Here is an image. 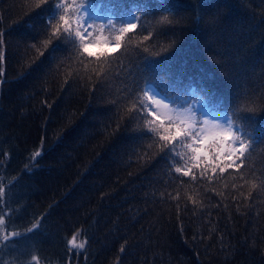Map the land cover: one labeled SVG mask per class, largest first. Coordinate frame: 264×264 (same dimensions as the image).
<instances>
[{
  "label": "trees",
  "instance_id": "obj_1",
  "mask_svg": "<svg viewBox=\"0 0 264 264\" xmlns=\"http://www.w3.org/2000/svg\"><path fill=\"white\" fill-rule=\"evenodd\" d=\"M92 2L104 15L114 0ZM140 2L117 49L100 19L73 46L45 27L49 0H0V214L21 234L0 241V264H264V0H123L111 15ZM67 16L60 29H77ZM147 76L211 114L255 108L243 165L238 150L223 173L205 154L170 166L162 120L149 113L146 134L134 108Z\"/></svg>",
  "mask_w": 264,
  "mask_h": 264
},
{
  "label": "snow or ice",
  "instance_id": "obj_2",
  "mask_svg": "<svg viewBox=\"0 0 264 264\" xmlns=\"http://www.w3.org/2000/svg\"><path fill=\"white\" fill-rule=\"evenodd\" d=\"M51 11L46 17L45 27H51L56 32L61 33L57 38L61 43H69L73 46H77L78 40L83 41L88 35L91 34L89 31L92 26V22L100 19L102 20L101 30L108 29L110 31H117L119 35L116 37L115 47L119 49L121 44L119 43L120 38L128 33L130 30H134L137 27V21H140L144 15V10L149 7L148 4L140 2L130 5L131 15L127 14V11H122L121 16L118 18L114 15H111L112 10L120 6L123 9V0H114L113 3L108 5V14L101 16L99 12V5H94L92 0H83V3L75 5L71 12V15L77 17L78 28L72 30L70 28L60 29L59 23L63 21L65 24H68V21L65 20V14H68V9L70 5L63 0L61 3H57L56 0H49ZM163 11H170L164 4L159 6ZM141 12L140 16L135 15V13ZM84 14V15H81ZM52 21H56L55 24H52ZM120 23L124 25L123 27L116 28V24ZM160 23L171 24L168 16L161 18ZM83 51L87 53L89 57L96 55L93 52L88 51V45H83ZM164 51H167L165 49ZM99 59V57H97ZM153 67L150 69L151 72H155V61L152 62ZM166 81L163 77L160 78L159 83L156 80H153L151 76H147L144 79L143 87L140 88L139 92L141 95H137V101L139 107L134 105V108L139 112L142 118L145 119L146 123V134L147 133H158L159 129L155 126L154 120H148L147 116L151 113L152 116H156L158 113L165 116L168 119L169 124L176 125V136H160L161 140L168 141L169 139L176 140L177 144L173 145L165 153V156L170 160V166L172 164H181L187 165L189 159L198 162L201 158V152L203 150L202 146L206 143L209 136L213 143L218 145V156L223 154L226 155L228 159H231L233 155H236V152L239 150V155L236 157L240 160V164L243 165L244 161L240 158H247L246 154L254 150V146L258 143V140L253 134L246 130V127L243 123L244 120H255V108H248L246 111L248 115L241 117L239 112L230 114L229 112H224L217 114L215 116L210 115V113L205 109L204 111H199L196 107L192 105L191 102L185 101L184 103H178L177 98L171 95L164 93L161 85L165 84ZM200 92L208 97L214 95L209 93L207 89L201 88ZM245 95H248L245 93ZM146 97V99H144ZM202 103V102H201ZM254 103V101H253ZM233 115L237 116V120L233 119ZM198 116L205 117L204 119H199ZM143 131V130H142ZM167 131V129H165ZM179 137V139H177ZM260 139H264V126L261 128ZM189 142V143H186ZM177 145L185 146V152L182 154L176 151ZM227 147L228 151L225 152L224 149ZM190 150V155L188 153ZM40 153L37 152L38 156ZM231 167V165H229ZM224 168L220 169V172L223 173ZM175 173H182L183 176H188L189 171H183V168L180 166L174 167ZM4 189L0 188V196L3 195ZM5 226L4 214H0V231L3 230ZM39 224H34L32 228L28 229V232L34 231ZM74 234L72 239L67 243L69 245V250L72 249H83L84 243H78L76 236ZM21 234L16 232H9L2 236L4 241H9L11 237L19 236ZM123 251V248L121 249ZM38 260L36 256L32 257V262Z\"/></svg>",
  "mask_w": 264,
  "mask_h": 264
},
{
  "label": "rangeland",
  "instance_id": "obj_3",
  "mask_svg": "<svg viewBox=\"0 0 264 264\" xmlns=\"http://www.w3.org/2000/svg\"><path fill=\"white\" fill-rule=\"evenodd\" d=\"M72 10L73 9H68V16H67V19H70L71 17H73V18H75L74 20H77V17H75V16H73V15H71V12H72ZM104 14V13H103ZM81 15H84V14H81ZM104 15H106V14H104ZM104 15H101V16H104ZM136 15V14H135ZM72 21V20H71ZM98 26V25H97ZM94 29H95V24H93V22H92V26H91V29L89 30L90 32H91V34L90 35H88L86 38H89V37H91L92 36V32L94 31ZM99 30H101V28L99 29ZM185 102V101H184ZM184 102H181V103H184ZM197 109H198V112L199 111H204L205 109H203V108H201V107H196ZM209 112V111H208ZM210 113V112H209ZM217 114H220V113H217ZM217 114H211L210 113V115H212V116H215V115H217ZM157 116V120L159 119V118H161L162 119V121H161V125L162 126H164V128H162V132H164L165 133V135L166 136H168V137H173V136H176L177 135V133H176V125H174V124H169V122H168V119L165 117V116H163V115H161V114H157L156 115ZM198 118L199 119H204L205 117H203V116H198ZM165 129H167V131H165ZM177 139H179V137H177ZM170 141L172 142V143H175V144H177V141L176 140H172V139H170ZM186 143H189V142H186ZM177 146H181V145H177ZM202 148H203V150H202V152H201V154L200 155H202V154H205V156L207 157V155L209 156V159L211 160V163L212 164H214V162L215 163H218L217 165H222L221 166V168H223V166L224 165H227L226 163H227V161H228V159H227V156L226 155H223V154H221V155H219L218 156V145H217V143H213L212 142V140H211V136H209V138H208V140L206 141V143L202 146ZM226 148L227 147H225V149H224V151L225 152H227V150H226ZM182 150H183V152L182 153H184L185 152V146H182ZM188 153H189V155H190V150H188ZM203 157V156H202ZM201 157V159H203ZM202 162H203V160H201ZM188 164L189 165H193L194 164V161H192V160H190L189 159V161H188ZM217 167H219V166H217ZM9 213L7 212L6 213V215H8ZM8 232H6L5 230H4V228H3V230L2 231H0V241L2 240V236L4 235V234H7ZM76 240H77V237H76ZM78 242V241H77Z\"/></svg>",
  "mask_w": 264,
  "mask_h": 264
},
{
  "label": "bare ground",
  "instance_id": "obj_4",
  "mask_svg": "<svg viewBox=\"0 0 264 264\" xmlns=\"http://www.w3.org/2000/svg\"><path fill=\"white\" fill-rule=\"evenodd\" d=\"M179 148H180V146H179Z\"/></svg>",
  "mask_w": 264,
  "mask_h": 264
}]
</instances>
